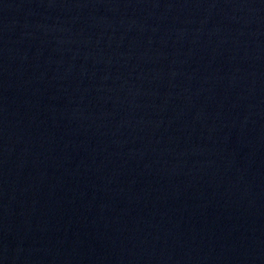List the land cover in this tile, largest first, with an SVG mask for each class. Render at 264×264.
Returning <instances> with one entry per match:
<instances>
[{"label": "water", "instance_id": "obj_1", "mask_svg": "<svg viewBox=\"0 0 264 264\" xmlns=\"http://www.w3.org/2000/svg\"><path fill=\"white\" fill-rule=\"evenodd\" d=\"M0 264H264V0H0Z\"/></svg>", "mask_w": 264, "mask_h": 264}]
</instances>
